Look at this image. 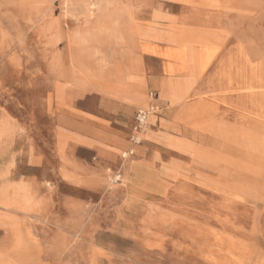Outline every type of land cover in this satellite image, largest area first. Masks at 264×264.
Listing matches in <instances>:
<instances>
[{
    "label": "rangeland",
    "instance_id": "1",
    "mask_svg": "<svg viewBox=\"0 0 264 264\" xmlns=\"http://www.w3.org/2000/svg\"><path fill=\"white\" fill-rule=\"evenodd\" d=\"M199 39L210 50L167 74L166 52ZM161 63L162 109L146 84ZM140 88L120 161L81 154L97 177L63 174L73 114L111 121L113 94ZM141 109L140 144L162 110V162H128ZM1 121L18 156L0 173V264H264V0H0Z\"/></svg>",
    "mask_w": 264,
    "mask_h": 264
},
{
    "label": "crops",
    "instance_id": "2",
    "mask_svg": "<svg viewBox=\"0 0 264 264\" xmlns=\"http://www.w3.org/2000/svg\"><path fill=\"white\" fill-rule=\"evenodd\" d=\"M159 74L157 76H149L146 79V84L157 89V94L153 96L151 103L162 109V98L160 97L162 63L160 64ZM131 93L133 94L134 90H131ZM131 93L125 97H112L114 101L111 102L116 104L117 111L114 113L116 116H113L111 121L104 117L84 112L73 114L71 121H68V126L65 125L63 128L64 140L53 149L56 157L54 161L62 162L63 174L70 175V172L65 171L72 170L74 172H84L86 177L89 171L88 175L90 177H97V172L99 171L93 167L87 170V164L83 162L90 161L82 157L81 154L94 157L98 159L97 162L120 161V154L130 147L127 139L129 132L120 125L128 117H134L136 109L140 106V100L134 96L135 94L132 95ZM155 115L158 119L157 122L155 125L150 126V131L142 144L137 146L132 145V148L136 149V154L128 162H144L148 165L151 162H162V110L160 113L156 112ZM12 141V136H10L0 142V173L5 171L6 167L11 165V162H17L18 153L13 149ZM28 156V162H38V159H40L39 156L32 153ZM133 166L131 163L127 169L128 176H132ZM140 179L157 182L156 178L140 177ZM140 192L145 195L144 192Z\"/></svg>",
    "mask_w": 264,
    "mask_h": 264
},
{
    "label": "bare ground",
    "instance_id": "3",
    "mask_svg": "<svg viewBox=\"0 0 264 264\" xmlns=\"http://www.w3.org/2000/svg\"><path fill=\"white\" fill-rule=\"evenodd\" d=\"M213 3V2H212ZM238 3V2H237ZM214 4V3H213ZM217 4V3H216ZM96 12V11H95ZM65 18V16H64ZM221 42V41H220ZM214 43V42H213ZM182 45V46H181ZM201 46V48H203V53L205 51H208L210 50V45L205 43L204 41H201L200 39L199 40H192V41H185V42H182L180 43L179 45H177V47H179L178 49L176 50H171V51H168L166 52V54L164 55L166 59L168 60H172L178 64H180V66H172V65H169L168 67H166L165 69V72L167 74H170V76H177V75H183L184 73H186L188 71V66H187V58H186V54L184 53V51H187L189 50L190 47H194V46ZM148 52H153L154 54L155 53H158L157 52V49L156 48H152L150 50H147ZM215 52V51H214ZM161 53V52H160ZM82 74V72H80ZM76 74V73H75ZM74 75V74H73ZM229 84V83H228ZM119 86V85H118ZM165 87L172 93V96H175V98H179V94H180V88H182L180 86V84H174V83H167L165 85ZM169 93V92H168ZM113 94V93H111ZM115 94H113L114 96ZM135 96L140 100V103H147V99H146V96H145V93H144V90L143 89H139L138 92L135 94ZM168 98V97H167ZM166 98V99H167ZM146 105V104H145ZM155 114V113H154ZM186 114H192L193 117L195 118V113L193 111V108H188L186 109V111H184V114H182V121L184 119V116H186ZM194 120V119H193ZM154 121V120H153ZM191 124V122H190ZM9 130L7 129V126L6 124H4V122L1 121L0 123V142H2L3 139L5 138H8L9 136ZM144 137V136H143ZM143 139V138H142ZM181 178H183L182 176H180ZM107 179L109 181H111V183H117L119 180V177L117 179H112V178H108L107 176ZM184 179V178H183ZM107 180V181H108ZM197 180V179H196ZM197 182V181H196ZM7 187L3 186L1 189H0V201H1V196L2 195H7ZM19 193H21L20 189L16 188V193L15 195L16 196H19ZM237 196V195H236ZM235 197V196H234ZM233 197V198H234ZM239 200V199H238ZM241 200V199H240ZM7 201V200H6ZM2 203H3V200H2ZM251 253V252H250Z\"/></svg>",
    "mask_w": 264,
    "mask_h": 264
},
{
    "label": "built area",
    "instance_id": "4",
    "mask_svg": "<svg viewBox=\"0 0 264 264\" xmlns=\"http://www.w3.org/2000/svg\"><path fill=\"white\" fill-rule=\"evenodd\" d=\"M152 98H153V94H152ZM151 109H153V107ZM150 112L151 111L148 109H141L137 112L135 117V121H136V127L134 129L135 133L132 138L133 146L140 145V143L142 142V140H139V135L144 131V129L148 125ZM130 153L132 154V156L134 155L132 151Z\"/></svg>",
    "mask_w": 264,
    "mask_h": 264
}]
</instances>
